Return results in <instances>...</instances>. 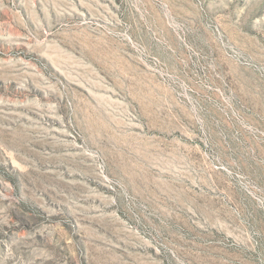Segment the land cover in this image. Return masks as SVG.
I'll use <instances>...</instances> for the list:
<instances>
[{"label":"rangeland","instance_id":"obj_1","mask_svg":"<svg viewBox=\"0 0 264 264\" xmlns=\"http://www.w3.org/2000/svg\"><path fill=\"white\" fill-rule=\"evenodd\" d=\"M0 264H264V0H0Z\"/></svg>","mask_w":264,"mask_h":264}]
</instances>
